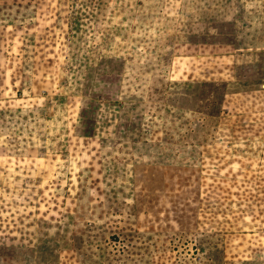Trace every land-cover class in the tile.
<instances>
[{"label": "rangeland", "instance_id": "374dc122", "mask_svg": "<svg viewBox=\"0 0 264 264\" xmlns=\"http://www.w3.org/2000/svg\"><path fill=\"white\" fill-rule=\"evenodd\" d=\"M0 264H264V0H0Z\"/></svg>", "mask_w": 264, "mask_h": 264}]
</instances>
